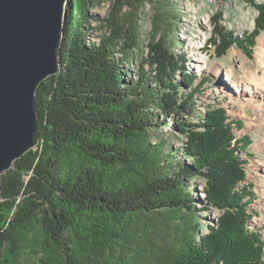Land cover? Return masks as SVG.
Listing matches in <instances>:
<instances>
[{"label": "trees", "instance_id": "1", "mask_svg": "<svg viewBox=\"0 0 264 264\" xmlns=\"http://www.w3.org/2000/svg\"><path fill=\"white\" fill-rule=\"evenodd\" d=\"M110 1H69L59 72L36 95L39 144L2 175L0 264H149L137 258L150 250L141 245L144 216H168L185 229L197 219L203 201L191 199L186 175L202 177L204 201L225 212L219 228L210 227L199 242L190 237L196 226L184 230L160 264H264V241L247 227L243 203L251 186L240 189L247 138L237 139L225 109L211 103L198 124L180 128L191 164L171 165L165 143L152 145L150 131L169 114H193L207 79L197 86L186 59L155 44L165 0H115L103 20L106 33L90 41L87 26L96 16L88 9ZM150 3L159 5L149 56L156 73L141 68L127 80L122 62L141 46L137 13ZM227 48L218 47L217 55Z\"/></svg>", "mask_w": 264, "mask_h": 264}, {"label": "rangeland", "instance_id": "2", "mask_svg": "<svg viewBox=\"0 0 264 264\" xmlns=\"http://www.w3.org/2000/svg\"><path fill=\"white\" fill-rule=\"evenodd\" d=\"M115 0L99 8L88 9L89 15H95L88 23V38L99 42L98 39L106 33L103 20L109 15ZM165 21L160 24L162 32L157 35L155 44L171 51L176 58L186 59V69L196 77L199 86L204 79L207 83L201 93L195 97L194 113L180 110L179 113L169 114L159 129L150 131V143L156 145L165 143L167 152L174 167L181 164H191V158L186 155L187 138L180 131L182 124L194 125L200 122V116L205 114L206 106L219 103L234 124L233 131L237 139L247 138L249 147L239 153L244 160V171L247 181L240 184L251 186L246 193L243 203L246 207L247 227L255 230L264 241V92H255V82L258 79L260 87L264 86V63L261 54L264 49V0H165ZM159 5L144 4L137 13L140 28L141 46L135 51L133 59L122 62L127 70L126 79L137 77L142 70L150 76L156 73V66H150L154 19ZM124 7L123 11H129ZM103 25V26H102ZM263 27H259V26ZM223 32L228 36L222 38ZM218 47H228L224 54L218 56ZM220 49V48H219ZM138 54V57H136ZM121 59L120 53L116 54ZM203 58L202 68L195 58ZM201 67V66H200ZM176 75V80L181 79ZM232 76L231 82L226 78ZM213 82V84H212ZM153 83H150L151 86ZM236 84V86H234ZM254 84V85H253ZM248 86V91L245 89ZM187 92L186 88L183 91ZM180 94V95H181ZM215 102V103H214ZM217 104V105H219ZM152 111L155 109H151ZM156 112H159L156 109ZM166 122V124H165ZM167 122L170 123L167 125ZM237 124V125H236ZM241 125L242 129L237 127ZM245 138V139H246ZM184 182L188 186L193 201L202 202L197 205V219L188 226H196L190 237L199 242L211 233L212 228H219V223L225 210L207 204L204 199L206 181L199 176L186 175ZM251 203V204H250ZM142 222V221H141ZM148 231L142 239V246L150 250L143 251L137 258L149 264H160L168 259V255L181 240L185 229L183 222L171 217L163 219L161 215L144 216ZM262 233V234H261ZM168 254V255H167ZM264 254V253H263ZM172 257V256H171ZM264 261V257L262 258Z\"/></svg>", "mask_w": 264, "mask_h": 264}, {"label": "water", "instance_id": "3", "mask_svg": "<svg viewBox=\"0 0 264 264\" xmlns=\"http://www.w3.org/2000/svg\"><path fill=\"white\" fill-rule=\"evenodd\" d=\"M70 0H0V191L2 175L40 141L36 95L59 72Z\"/></svg>", "mask_w": 264, "mask_h": 264}, {"label": "bare ground", "instance_id": "4", "mask_svg": "<svg viewBox=\"0 0 264 264\" xmlns=\"http://www.w3.org/2000/svg\"><path fill=\"white\" fill-rule=\"evenodd\" d=\"M261 54H262V56H263V60H264V49H262V52H261ZM195 60H197V62H198V64L197 65H199L198 66V68H202L203 66L202 65H204L205 63H203L202 61H203V58H201V57H199V58H195ZM264 63V61L262 62V64ZM201 66V67H200ZM231 78H232V76L230 75V76H228L226 79L227 80H229V82H231V81H233V80H231ZM253 82H255V85H254V87H255V92L257 91V90H261L262 92H264V86L263 87H260V82H259V80L258 79H255V80H253ZM264 82H262V84H263ZM234 86H236V84H234ZM249 89H248V86H247V88L245 89V91H248ZM262 234V233H261Z\"/></svg>", "mask_w": 264, "mask_h": 264}]
</instances>
